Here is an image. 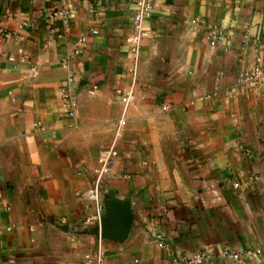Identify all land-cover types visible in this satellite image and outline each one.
<instances>
[{
	"label": "crops",
	"instance_id": "crops-1",
	"mask_svg": "<svg viewBox=\"0 0 264 264\" xmlns=\"http://www.w3.org/2000/svg\"><path fill=\"white\" fill-rule=\"evenodd\" d=\"M152 1L0 0V264H264V0Z\"/></svg>",
	"mask_w": 264,
	"mask_h": 264
},
{
	"label": "built area",
	"instance_id": "built-area-1",
	"mask_svg": "<svg viewBox=\"0 0 264 264\" xmlns=\"http://www.w3.org/2000/svg\"><path fill=\"white\" fill-rule=\"evenodd\" d=\"M136 6H137V10H136L134 18H133V29L135 31V36L132 40V44L134 46L135 52L138 53V51L140 49L141 42L146 36V32L144 29V20L146 18V15L153 8V1L152 0H136ZM54 16H59L60 18L66 19L67 18V12L66 11H60V12L55 13ZM197 21H199V19ZM199 23L205 25V23H203V22H199ZM92 33H93V35H97L98 31H93ZM206 35L209 37L210 44L212 46H216L225 37L224 33L217 27L207 28ZM4 36H6L7 38L12 37L10 34H5ZM85 41H86L85 39L81 40L82 43H84ZM261 61H262L261 58L258 57L256 59V64H260ZM63 66L66 67L67 63L64 62ZM130 73H132V75L134 77H136V69L135 68L130 70ZM263 76L264 75H263L262 70L256 66V67L250 69L249 71L244 72L241 77H242V80L244 83H246L250 86H253V87H257L260 85V83L263 79ZM98 89H99L98 86L93 85L91 87L89 93L91 95H94L98 91ZM64 93L65 94L63 96V101H64V106L69 111L68 116L74 117V110L77 106L76 101L74 100V98L69 96V94L66 91H64ZM216 95H217L216 93L204 95V96H201V99L209 100V99H212L213 97H215ZM130 99H131V93L126 94L122 98V100L125 104H128L130 102ZM37 126L41 127V124H37ZM112 155L113 154L111 151H107V152L102 153V158L104 159L106 166L111 161ZM101 174H102V172L98 176V181L101 177ZM86 196L89 199L94 200L96 202L97 201L96 187L93 191L87 193ZM97 212H98V218H99L100 213L102 212V207L99 205H97ZM154 242L161 249L167 248L166 239L161 233H157L155 235ZM251 254H252V252H249V251L246 252V254H244V256H241V255L236 254L234 252H230L229 250H226L223 252V255L225 257L231 258L236 262H242L245 257L250 256ZM204 260H205V255L201 252H198V253L194 254L190 259H188V260H186L180 264H203ZM87 262H88V264H104V251H103V249L101 247H99L91 255L87 256Z\"/></svg>",
	"mask_w": 264,
	"mask_h": 264
}]
</instances>
